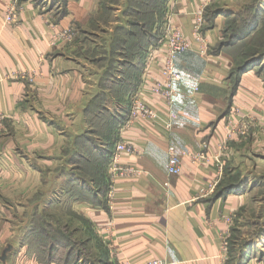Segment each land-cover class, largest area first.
Listing matches in <instances>:
<instances>
[{"label":"crops","instance_id":"obj_1","mask_svg":"<svg viewBox=\"0 0 264 264\" xmlns=\"http://www.w3.org/2000/svg\"><path fill=\"white\" fill-rule=\"evenodd\" d=\"M40 1L19 0V22L7 24L4 15L13 1L0 0V258L3 250L12 246L0 264H59L47 262L39 252L32 253L24 238L34 214L45 213L48 206L64 200L71 204L74 215L88 220L91 251L101 245L104 248L103 255L95 252V262L90 257L87 264H141L152 257L164 258L169 264H227L225 243L238 229L236 224L247 217L246 226L256 225L248 211L261 185L257 170H264V148H251L260 136L264 144V57L236 82L232 76L237 69L235 51L242 41L259 33L261 18L237 43L223 44L229 19L236 17V8L245 1L211 0L206 12L213 9L214 13L203 31L210 50L202 55L199 43L191 38L194 12L205 0H165L163 19L172 14L193 41L192 49L175 58L182 79L175 85L172 127L166 128L162 122L126 127V120L118 123L116 132L106 126L113 127L128 110L124 106L133 82L139 85L145 79L152 84L161 79L164 54L160 49L153 53L150 67L139 64V59L132 63L135 67L128 63L119 66L118 76L104 91V103L114 112L111 108L106 112L102 132L96 137L107 147L88 145L89 141L84 153L76 139L93 131L96 116L90 115L87 107L99 92L96 82L84 76L83 71L90 68L77 55L76 39L98 22L103 0H63L67 13L56 17L45 12ZM256 9L264 10V0ZM71 26L75 42L54 40ZM244 28H237L238 32ZM151 49L152 45L144 57ZM129 78L133 82L127 91ZM147 101L155 104L158 98L148 96ZM235 108L239 109L237 119L246 117L250 123L248 141H240L238 134L230 139L214 192L227 189V193L201 197L199 189L218 177L213 156L226 138L228 117ZM122 133L138 149L126 162L144 172L133 180H118L108 200L103 186L109 179L110 159H102L100 154L104 155ZM203 143L208 144L205 151L210 161L183 156L181 173H168L169 144L197 154ZM99 165L105 175L95 172ZM79 167L87 174L79 173ZM238 173L241 176L233 181ZM251 216L255 214L251 212ZM262 228L240 245L251 256L245 264H264V223Z\"/></svg>","mask_w":264,"mask_h":264},{"label":"rangeland","instance_id":"obj_2","mask_svg":"<svg viewBox=\"0 0 264 264\" xmlns=\"http://www.w3.org/2000/svg\"><path fill=\"white\" fill-rule=\"evenodd\" d=\"M12 1L13 3L10 4L4 15L5 22L7 24H14L19 22L21 3L18 2L19 0L18 1L12 0ZM30 1L36 2V0H30ZM51 1L41 0L39 4L41 5V7L45 12L51 11L52 12V13L50 12L51 16L56 17V15L59 16H63L64 14L66 15L67 9L65 7L63 0H58V1L53 0L52 2ZM157 1L158 0H103L102 11L100 14V19L98 20L99 23L97 22L94 26H90L88 32H86L85 34L81 35L79 38L76 39V35L75 32H73L74 29L72 28V26L69 28L66 27L59 34L55 36L54 40H60L63 42H67V41L75 42L77 40V47H76L77 55L79 59H81V61L87 64L88 68H90L89 70L85 69V71H83L84 76L86 79H90L93 83L95 81L96 82L95 84H97V92H100L103 87L106 88L109 85H111L112 81L108 82L107 77L110 76L108 75V72L111 71L112 68H115L112 74H114L117 77L119 73L118 67L122 63H124L126 60H129V62L131 61L134 62L138 58H143L144 53L147 51V49L151 45L152 47H154L157 44L158 41L153 42V39H151L150 34L154 33L159 23L162 21L164 16L163 14L165 13V8H166L165 0L163 2H157ZM244 1H245L243 3L244 5L242 7L240 8L237 7L238 9L236 8V17L234 19H236L237 21L238 18L242 20V18L246 16L247 12L250 14V16H252L254 15V13L258 11L259 12L258 16L259 18H261L262 21L260 23L262 27L259 33L255 37H253L250 41L248 40L242 41L241 45L235 51L237 55V69L241 65H243L246 61L251 62L250 65L259 63L258 60L260 59L257 60V58H253V57H256L264 53V10L262 11L261 14L260 10L256 9L262 0H244ZM206 9L204 15L206 20L208 21V18L212 16L214 11L213 9H209L206 12ZM166 16L168 15L165 14V17ZM234 19H229L228 21V24H230V28L233 27L235 23ZM137 24H140L139 28ZM145 26H147L146 31H145ZM126 30H127V34L122 32ZM129 31L130 34H128ZM234 43H237V41H234ZM148 52L146 53V57ZM131 55L134 56V58ZM252 60H256V61H252ZM94 70L99 71L96 73L97 75L95 76L93 75ZM114 77L113 79H115ZM29 78L31 81H34L33 76ZM109 108H111V111L114 112V108L111 105L105 103H103V106L98 105L96 107V110L97 111L102 110L103 114L105 115L106 112L109 110ZM124 108L125 109L129 108L128 110H130V106L128 104L125 105ZM116 111L117 113L119 112V110ZM2 117L3 116L0 115V121ZM103 117L101 119L102 121L100 124V129L99 126L95 124V126H92L93 131H91L90 134L86 136V138L88 139L87 141L91 142V144L87 142L88 145L98 144L99 146L107 147L106 146L107 144L101 143L96 139L97 135L99 136L98 132H102V128H103L102 124L104 123ZM250 129L251 128L249 127V129L245 134L239 133L238 136L240 137V141H248ZM94 130H96L97 133ZM260 138L258 137L256 138V141L251 146L252 149L254 148L261 150L262 148H264V144L262 142L263 140ZM230 141L231 140H226V150L222 159L223 166H225V156L227 155V149H229ZM80 144L84 146L83 139H81ZM220 153L221 152L219 148L216 155ZM82 170L85 171V169L80 168L79 173L83 174ZM257 172L260 174L257 173L256 174L262 178L261 185H259V190L255 192L254 197L251 199L250 202L252 203V206L250 207L251 209L248 211L250 213V217L253 220H256V225L252 224L253 226H249L251 225L249 224L248 226H246V222L248 221L247 217L243 218L241 220V223H238V226L236 224V227L238 229L235 230V232L233 231V233H231L228 239L227 254L229 258L231 257L232 260H235L238 253L240 252L242 248L240 247V245L242 244V242L246 240L248 237H251L253 235H258L259 233L262 232L263 229L262 224L264 223V179H263L264 170H257ZM85 173L87 174L86 171ZM89 175L92 176L93 174L90 173ZM140 176L141 175L135 178H128V179H136L139 178ZM240 176L241 174L238 173L234 176L232 180L235 181ZM109 189H110V185L108 186L107 190L109 191ZM108 200H110V197H108ZM48 207H49L48 211L43 214L46 216L47 222L52 223V225L51 227L49 226L47 228L48 239L42 240L40 241V243L49 246L52 242L57 241L58 239H62L61 236L63 237V239H66V241L71 240V245L73 247L75 243L81 241L83 244L81 243L80 245L78 244V249L80 253H82L84 264H87L86 259H88L89 256L93 257V254L95 252L99 251L100 252L99 256L103 255L104 248L102 245L99 246L97 249H95L94 250L95 252L91 251L92 245L90 244V240L88 238L89 237L88 220L84 218L83 215H78V214L74 215L71 209V204H69L67 200L61 201L60 203H55L54 206L52 207L50 206ZM41 212L42 211L38 212L39 214H41L40 216L33 215L32 217V221L35 220V225L37 226V230L40 228V225L42 224L43 218ZM251 212L252 214L253 213L255 214V217L251 216ZM54 224L59 229L63 230L62 232L64 233L63 235L58 233L57 231H54L56 229L54 227L55 226ZM41 226H43V224ZM243 226H246V228H242ZM42 238H45V235L42 234ZM85 241L86 243L88 242L89 246L88 244L86 246V243H84ZM47 252L48 250L39 253L41 254V256L47 259V255H48ZM88 252L91 253L88 254Z\"/></svg>","mask_w":264,"mask_h":264},{"label":"built area","instance_id":"obj_3","mask_svg":"<svg viewBox=\"0 0 264 264\" xmlns=\"http://www.w3.org/2000/svg\"><path fill=\"white\" fill-rule=\"evenodd\" d=\"M18 1V0H17ZM211 0H205V3L194 12L192 22V40L199 43V53L207 55L210 50V44L204 36V27L206 18L204 15L205 9ZM172 14L168 15L158 25V42L148 52L145 67H150L153 64V53L160 49L164 54V62L160 65L159 75L160 80L153 81L148 84L144 79L138 85L136 90L130 95V110L128 119L125 121V126L129 127L135 123L144 125L147 122H162L166 128L172 127L173 122V105L175 98V85L182 79L181 73L178 71L175 63V58L180 52L193 48V41L185 35L182 27L174 22ZM148 96L158 98L155 104L147 101ZM239 109L235 108L228 117L226 138L219 144L220 154L213 156L216 166L219 168L218 177L214 182L199 189L198 195L208 197L212 195L221 178L220 169L223 167V156L226 150V140H230L233 134H245L250 127L248 118L242 117L237 119ZM229 135V136H228ZM121 136V134H120ZM203 149L197 154H190L187 150L179 151L176 146L169 144L167 148L168 163L167 170L169 174L178 175L181 173V160L183 156L190 155L194 161H210L206 153L207 143L202 144ZM138 153L137 145L131 138L125 135L119 137L115 143V148L111 155L108 174L110 178V189L108 197L112 198L115 191V183L120 179L135 178L143 174V170L135 164L126 162V157L134 156ZM133 180V179H129ZM227 243H225V252L227 251ZM127 264H137L128 262ZM141 264H169L164 258L152 257Z\"/></svg>","mask_w":264,"mask_h":264},{"label":"trees","instance_id":"obj_4","mask_svg":"<svg viewBox=\"0 0 264 264\" xmlns=\"http://www.w3.org/2000/svg\"><path fill=\"white\" fill-rule=\"evenodd\" d=\"M160 2H163V0H160ZM262 11H260V13L262 14ZM259 14H256L254 13V15L250 16V14L247 12L246 16H245V20L244 21L243 19H239L238 18V21L236 19H234V25L233 27L230 28V24H228V32L226 34V37H227V40H225V42H223V44H232L234 43V41H237L238 39L246 36L247 34H249L256 26H257V23L259 20ZM138 25V28H139V25L140 24H137ZM148 26V25H147ZM145 26V31H146V27ZM241 26H243V30L241 32H238L239 29L237 28H241ZM120 27H123V26H120ZM158 29V28H157ZM232 29V31H231ZM123 33H126L127 34V30L126 31H122ZM130 34V31L129 33ZM151 36V39H153V42H156L158 41L159 37H158V32L155 30L154 33H151L150 34ZM226 39V38H225ZM264 54V53H263ZM263 54H260L256 57H253V58H257L258 59H262L264 57ZM132 56V55H131ZM144 56H145V53H144ZM263 56V57H261ZM134 58V56H132ZM252 58V59H253ZM139 59V64H141L142 66L145 67V59L146 57H143V58H138ZM252 61H256V60H252ZM259 62L261 60H258ZM135 62V61H134ZM128 63L129 66H133L135 67L133 63V61L129 62V60H126L123 64L126 65ZM251 62H245L243 65H241L238 69H235L232 73V76H235V80L234 82H236L237 78L239 79V77L241 76V74H243L244 72H246L248 69H250V67H253V65H250ZM122 65V64H121ZM255 65V64H254ZM114 67V66H113ZM119 68V67H118ZM115 70V68H112L111 71L108 72V75H110L109 77H107V80L108 82L110 81H113V77L115 76L114 74H112V72ZM115 78V77H114ZM130 81H127V91H129V87H130V83L133 82V79L132 78H129ZM112 83V82H111ZM138 82H133L130 89L132 90V92H134L136 90V88L138 87ZM137 84V85H136ZM108 87H111V86H108ZM108 87H103L101 89V91L99 92V95L95 98V100H93L89 107H87L88 111H89V114L92 116H96L95 117V120H97L95 122V124H98V122L102 119L103 117V112L102 110L100 111H97L96 110V107L98 105H101L103 106V103H104V96H105V90L109 89ZM112 89V88H111ZM126 91V92H127ZM116 96L118 95V92H116L115 94ZM131 98L129 96V99H128V105L130 106L131 102H130ZM103 109V108H102ZM129 109V108H128ZM104 111V110H103ZM129 110H127L125 112V114L119 118V120H116L115 122V125L113 127L110 128V125H108V123L106 124V126H108V130L111 132V130L114 132H116V130L118 129V123L119 122H123L125 121L127 118H128V112ZM124 118V119H123ZM104 121V120H103ZM118 125V126H117ZM81 139L84 140V146L87 147V138L86 137H79L76 139V141L78 142L77 144L79 145L80 142H81ZM118 138H116L113 142L110 143V145H108V152L106 151L103 154H100L101 155V158L103 159H111V155L113 153V150L115 148V143L117 141ZM81 147H79V151L80 152H86L87 150L84 148V146H82L80 144ZM89 152V151H88ZM107 154L108 157H104L105 155ZM97 168H95V172L96 173H101L103 175H105V171H104V167L102 165H99V166H96ZM83 169V167H79V169ZM106 182V181H105ZM104 182V183H105ZM109 182H110V178L108 179V181L106 182L105 186L101 185V186H98V187H104V192L105 191L107 192V188L109 186ZM220 188V186H219ZM227 193V189H222L220 191H217V193L215 194V196H222V195H225ZM36 215H41L39 214L38 212L36 214H34V216ZM42 224L43 226L40 225V228L37 230V226L35 225V220L32 221V225H31V229L29 232H27V234L25 235V238H24V241L27 242L29 245H30V251L32 253L34 252H43L45 250H48V255H47V259L46 261L49 262V263H59V264H84L83 263V256H82V253H80L79 249H78V244L80 245L83 244L81 241L80 242H77L74 244V247L71 245V240H67L66 239H63V237L61 236L62 239H58L57 241H54L52 242L49 246L47 245H43L42 243H40V241L42 240H47V228L51 225L52 223L50 222H47V219H46V216L42 213ZM50 223V224H49ZM55 225V224H54ZM53 225V226H54ZM56 229L54 231H57L58 233L60 234H64L62 233L63 230L62 229H59L56 225L54 226ZM53 228V227H52ZM41 234V235H39ZM42 234L45 235V238H42ZM39 235V236H38ZM70 243V244H69ZM86 243V241L84 242ZM88 242L86 243V246H87ZM84 246V245H83ZM89 246V244H88ZM89 248V247H88ZM91 252H88V254H90ZM248 252H247V249H244V248H241L240 252L238 253L237 257L235 258V260H232L231 257L229 258V260L227 261L228 263L227 264H245L249 259H251V256L249 257L248 256ZM91 257V259L95 262V260L92 258V256H89L88 259H86V261L89 260V258ZM234 261L236 263H234Z\"/></svg>","mask_w":264,"mask_h":264},{"label":"water","instance_id":"obj_5","mask_svg":"<svg viewBox=\"0 0 264 264\" xmlns=\"http://www.w3.org/2000/svg\"><path fill=\"white\" fill-rule=\"evenodd\" d=\"M11 249H12V246H11V245H9L7 248H5V249L3 250V254H2L0 260L4 261V260L6 259V257H7V253H8L9 251H11Z\"/></svg>","mask_w":264,"mask_h":264}]
</instances>
